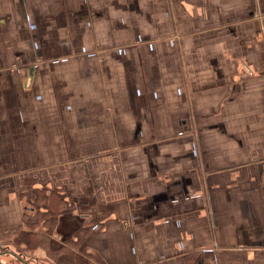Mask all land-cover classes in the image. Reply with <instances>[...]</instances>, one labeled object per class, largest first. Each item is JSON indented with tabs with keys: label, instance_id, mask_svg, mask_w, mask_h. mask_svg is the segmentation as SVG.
Returning <instances> with one entry per match:
<instances>
[{
	"label": "crops",
	"instance_id": "1",
	"mask_svg": "<svg viewBox=\"0 0 264 264\" xmlns=\"http://www.w3.org/2000/svg\"><path fill=\"white\" fill-rule=\"evenodd\" d=\"M42 187L46 264H264V0H0V235Z\"/></svg>",
	"mask_w": 264,
	"mask_h": 264
},
{
	"label": "trees",
	"instance_id": "2",
	"mask_svg": "<svg viewBox=\"0 0 264 264\" xmlns=\"http://www.w3.org/2000/svg\"><path fill=\"white\" fill-rule=\"evenodd\" d=\"M35 201L37 205L25 209L24 225L21 228L0 235V249L11 254L14 264L52 263L59 253L58 247L51 244L49 234L54 230L59 214L71 209L73 204L59 189L46 187L37 189ZM94 209L91 211L92 217L94 214L101 216V209ZM30 216H35L36 220H28ZM38 248H47V257L51 261L34 255L33 251Z\"/></svg>",
	"mask_w": 264,
	"mask_h": 264
},
{
	"label": "rangeland",
	"instance_id": "3",
	"mask_svg": "<svg viewBox=\"0 0 264 264\" xmlns=\"http://www.w3.org/2000/svg\"><path fill=\"white\" fill-rule=\"evenodd\" d=\"M8 259H10V258H8ZM11 262H13V258L11 257Z\"/></svg>",
	"mask_w": 264,
	"mask_h": 264
}]
</instances>
